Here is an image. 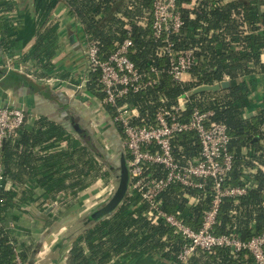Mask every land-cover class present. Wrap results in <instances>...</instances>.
Here are the masks:
<instances>
[{"label": "trees", "instance_id": "16d2710c", "mask_svg": "<svg viewBox=\"0 0 264 264\" xmlns=\"http://www.w3.org/2000/svg\"><path fill=\"white\" fill-rule=\"evenodd\" d=\"M61 1L83 26L85 39L97 42L102 58H108L130 37L134 42L130 58L141 71L148 72L153 66L166 69L168 58L158 56L162 44L155 40L152 30L153 0H33L38 20L36 40L16 59L19 66L26 63L32 66L17 70L25 80L15 77L7 80L9 84L24 83L32 90H42L33 80L47 79L55 69L54 58L60 51V42L59 23L53 13ZM192 1L178 0L184 25L180 35L175 37L180 47L198 49V63L190 70V79L176 81L162 70L157 84L139 93H130L119 103L127 102L138 107L142 114L153 115L160 106L171 107L179 96L189 93L186 110L196 107L214 110L212 120L225 123L231 136L229 151L233 154V166L226 185L249 188L246 195L223 199L216 232L229 233L235 229L248 241L264 232V62L261 60L264 11L258 6V0H200L195 6ZM260 3L264 5V0ZM18 7L17 0H0V11L9 19L4 22L0 15L2 62L14 56L19 46L17 23L12 20ZM69 75L61 74V77L65 79ZM224 80L230 81V87L194 92L201 85ZM84 89L91 98L102 101L105 93L100 71L91 72ZM258 89H262L263 97L262 105L257 108L252 95ZM103 108L113 118L115 109L110 105ZM253 108L258 110L257 114L248 116L247 111ZM24 125L17 136L8 138L4 144L2 154L7 178L26 182L25 174L39 176L37 182L49 192L47 198L51 200L58 197L60 191L76 196L96 178L110 176V168L104 170L102 151L81 138L80 145L71 142L72 135L79 137L69 128L44 116L36 130L25 129ZM114 130L122 135L119 125L115 124ZM53 138L67 141V148L57 154L34 153L35 147ZM176 144L187 157L198 156L201 150L195 133L177 136ZM30 164L31 173L23 171L22 168ZM180 189V185L174 184L164 194L168 210L184 208L178 197ZM71 201L74 200L64 201V204ZM211 201L210 195L185 208L184 221L199 229ZM17 202L14 189H0V264H17V252L24 264H29L34 252L33 246L19 242L14 236L11 220L15 218L11 211ZM146 207L137 195L127 196L110 217L94 224L87 223L69 249L67 264H110L130 252L153 255L175 264H256L249 250L233 252L229 248H217L212 252L199 249L188 263L181 262L178 252L186 239L165 222L151 223L144 214Z\"/></svg>", "mask_w": 264, "mask_h": 264}, {"label": "built area", "instance_id": "2783aa9c", "mask_svg": "<svg viewBox=\"0 0 264 264\" xmlns=\"http://www.w3.org/2000/svg\"><path fill=\"white\" fill-rule=\"evenodd\" d=\"M152 16L154 38L162 44L158 56L168 58L167 67L162 70L176 81H186V76L198 63V49L182 48L175 40L184 25L178 0H153ZM133 46V40L128 37L108 58H102L97 42L86 40L88 72L78 85L82 90L91 72L100 71V83L105 93L99 101L100 106L113 107L114 116H109V121L122 128L118 142L127 153L130 168L127 196L137 195L140 202L147 204L144 214L151 223L165 222L186 239L178 252L183 263H188L199 249L212 252L217 248H229L233 252L247 249L256 264H264V232L248 241L243 240L235 229L229 233L216 232L223 199L246 195L249 188L226 185L233 166V154L229 151L231 136L225 123L212 120L214 110L197 107L186 110L189 93L179 96L171 107L160 106L153 115L142 114L138 107L127 102L119 103L130 93H139L157 84L162 72L157 66L148 72L141 71L130 58ZM17 57H9L4 67L23 71L24 67L31 66L30 63L17 65ZM25 119L24 108L0 106V189L7 186L2 154L4 144L8 138L18 135ZM186 133L197 135L201 145L198 156L187 157L182 147H177V136ZM174 184L181 186L178 197L184 208L170 211L166 208L164 194ZM111 194L112 190L108 196ZM210 195V207L203 213L200 228L195 229L184 221L183 210ZM16 260L17 264H24L18 252Z\"/></svg>", "mask_w": 264, "mask_h": 264}, {"label": "crops", "instance_id": "0c3cea01", "mask_svg": "<svg viewBox=\"0 0 264 264\" xmlns=\"http://www.w3.org/2000/svg\"><path fill=\"white\" fill-rule=\"evenodd\" d=\"M200 0H193L192 5H197ZM19 7L12 15L16 19V32L19 40V46L14 55L27 51L35 42L37 35L38 20L35 16L33 1L17 0ZM264 11V5L261 8ZM16 17V18H15ZM53 17L59 23V42L60 51L54 58L55 69L50 73L49 78L35 79V82L42 90H32L25 86L24 83H8L7 80H13L15 77L24 79L21 74H12L10 76L0 75V106L22 107L27 113L25 129L36 130L39 127V120L44 116L56 121L62 126L68 128L71 117L85 115V118L97 119V110L82 108L80 103L91 99V95L84 92L88 97L83 95L82 90L77 91L70 87L81 84L88 72V60L85 53L86 39L83 26L78 22L76 15L69 12V9L61 1L54 10ZM141 24L145 25L144 21ZM76 36L72 41V36ZM9 57L0 63L4 67ZM264 62V52L261 55ZM31 68V67H24ZM7 70V69H5ZM16 70V69H14ZM8 71V70H7ZM19 71V70H18ZM61 74H70L67 78H62ZM257 77H260L257 74ZM81 79V80H80ZM190 75L186 76V80ZM54 81V84H49ZM63 95H58L62 93ZM255 107L262 105V89L253 93ZM93 99V98H92ZM78 102V103H77ZM258 110L253 108L247 111L248 116L257 114ZM109 113L106 114V121L109 120ZM84 118V119H85ZM91 121V122H92ZM109 122V121H108ZM99 124V123H97ZM106 125V124H105ZM100 127L103 129L105 126ZM109 128H104L105 137ZM72 132V131H71ZM73 133V132H72ZM107 133V134H106ZM100 136V135H99ZM108 138V137H107ZM71 142L80 145V138L72 135ZM68 146L67 141L57 140L55 138L47 141L45 144L34 148L37 155L57 154L62 152ZM32 164L23 167V171L31 173ZM15 171L17 168L14 169ZM21 170V169H20ZM22 171V172H23ZM26 176V177H25ZM26 182L16 181L14 178L6 177V189L15 190L17 204L12 208L11 220L14 236L19 242L31 245L34 248L35 258L33 264H67V255L71 245L77 239L83 228L87 224V215L101 204L108 192L113 191V176L98 177L88 186L87 189L74 196L67 191H60L56 198L48 199L49 192L38 182L39 176L28 177ZM56 177H59L57 174ZM53 194V192H52ZM22 199V200H21ZM71 201L64 204V201ZM33 252V254H34ZM32 254V255H33ZM32 257V256H31ZM110 264H175L167 262L162 258L130 252L119 256L111 261Z\"/></svg>", "mask_w": 264, "mask_h": 264}, {"label": "water", "instance_id": "95a60500", "mask_svg": "<svg viewBox=\"0 0 264 264\" xmlns=\"http://www.w3.org/2000/svg\"><path fill=\"white\" fill-rule=\"evenodd\" d=\"M33 0H31L32 2ZM258 6L260 8H262V5L260 3V0H258ZM76 36H72L71 40L75 41ZM20 74V72H18L17 70H3L2 67H0V75L2 76H10L12 74ZM231 83L229 80H224L220 83H216V84H211V85H201L199 87H197L194 92H202V91H217L221 88H228L230 87ZM70 87L77 91L78 90V86L76 85H71ZM63 95L62 93H59L58 95ZM71 121H74V119H70ZM83 121V120H82ZM76 122V121H74ZM85 122V120L83 121V123ZM80 125V124H78ZM69 128V127H68ZM71 130V128H69ZM81 131H83V129H80ZM73 133L76 134L75 130H72ZM81 139L87 138L85 133L83 132L82 135H80ZM95 140V139H94ZM87 143H92V141L88 140ZM96 143V142H95ZM94 144V143H92ZM97 146V145H95ZM99 149V148H98ZM100 151H102L101 149H99ZM119 153L117 154V160H113V158L106 153H102L104 154L102 157L105 159V163L109 166L110 170H111V174L115 180V189L114 192L111 194V196L103 201L101 204H99L93 211H91L88 215H87V223H97L103 219H106L108 217H110L118 208L119 206L123 203V201L125 200V198L128 195V191H129V185H130V168H129V162H128V157H127V153L126 151L123 149V147L121 146L120 142H119V149H118ZM35 254L36 252H34V254L32 255L31 259H30V263L29 264H33L34 263V258H35Z\"/></svg>", "mask_w": 264, "mask_h": 264}, {"label": "rangeland", "instance_id": "374dc122", "mask_svg": "<svg viewBox=\"0 0 264 264\" xmlns=\"http://www.w3.org/2000/svg\"><path fill=\"white\" fill-rule=\"evenodd\" d=\"M34 6V5H33ZM35 10V9H34ZM1 13H0V15H1V19L4 21V22H7V20H9L8 19V17L3 13V11H0ZM14 16H15V14H14ZM16 18V17H15ZM12 20H16V19H14L13 18V16H12ZM0 63H2V61H1V59H0ZM31 64V63H30ZM32 66V65H31ZM30 65H28V67H31ZM25 69H28V68H25ZM43 80H45V79H43ZM49 84H54V81H49L48 82ZM84 90H82V92L81 93H83V95H85V97H88L86 94H84ZM78 103V102H77ZM80 106L84 109V108H87V110L90 108V109H93V107H94V109H96L97 110V113H98V115L100 116L99 118H100V120L98 119V120H94V122L91 120V118H85V115H81V119L82 120H85L86 122H88V123H90L91 121V125H90V127H91V129L93 130V134L96 136V138H97V143H96V145H97V147L99 148V149H101L102 151H103V153H106V154H109V153H111V154H113V160H117V154L119 153V151H118V149H119V142H118V140H119V135L115 132V130H114V128H115V124L113 123V122H111V121H109V120H107L106 121V114L108 113V111L107 110H105L102 106H100V103H99V101L98 100H95V99H89V100H85V101H82L81 103H80ZM88 112H90V110H88ZM85 118V119H84ZM109 121V122H108ZM97 123H99V124H97ZM106 124V125H105ZM97 125H102V127L103 126H105V127H108L109 129L107 130V132H108V134L107 135H109V136H107V137H105L104 135H103V133L104 132H106V131H103L104 130V128L102 129L100 126H97ZM100 135V136H99ZM81 144V143H80ZM110 155V154H109ZM103 161V160H102ZM104 163V165H105V171L106 170H108L109 169V166L105 163V161L103 162ZM110 176H111V174H110ZM113 184H114V186L112 185V188H113V191H112V193L114 192V189H115V185H116V183H115V180H114V178H113ZM109 190H111V187H110V189ZM111 196V195H110ZM110 196H106L105 197V199H104V201L105 200H107Z\"/></svg>", "mask_w": 264, "mask_h": 264}, {"label": "flooded vegetation", "instance_id": "af4514ba", "mask_svg": "<svg viewBox=\"0 0 264 264\" xmlns=\"http://www.w3.org/2000/svg\"><path fill=\"white\" fill-rule=\"evenodd\" d=\"M71 119H74V121H76V122H74V121H69V128H71V131L72 130H75L76 131V134H77V136L80 138V135H82L83 134V132L85 133V135H86V137L87 138H84L83 140L85 141V142H87L88 140L90 141H92V143H94V145H96V143H97V138H96V136L93 134V130L91 129V127H90V123H88V122H84L83 123V121H82V119L81 118H79L78 116H76V117H71ZM78 124H80V125H78ZM80 129H83V131H81ZM95 139V140H94ZM96 142V143H95Z\"/></svg>", "mask_w": 264, "mask_h": 264}]
</instances>
